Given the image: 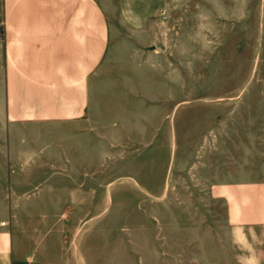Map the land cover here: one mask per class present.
Masks as SVG:
<instances>
[{"label":"rangeland","instance_id":"374dc122","mask_svg":"<svg viewBox=\"0 0 264 264\" xmlns=\"http://www.w3.org/2000/svg\"><path fill=\"white\" fill-rule=\"evenodd\" d=\"M97 1L118 31L114 45L147 33L140 48L150 52L155 30L171 42L169 61L150 66L145 81L121 84L149 93L148 109L168 117L106 149L107 182L92 183L85 202L93 214L62 217L65 256L264 264V0H175L163 15L162 0ZM153 11L161 30L152 29ZM43 247L56 254L53 235Z\"/></svg>","mask_w":264,"mask_h":264},{"label":"crops","instance_id":"0c3cea01","mask_svg":"<svg viewBox=\"0 0 264 264\" xmlns=\"http://www.w3.org/2000/svg\"><path fill=\"white\" fill-rule=\"evenodd\" d=\"M173 1H161L162 15ZM0 31V264H75L57 241L62 217L93 214L85 202L92 183L107 182L106 149L167 122L149 93L121 84L145 81L172 44L155 30L150 52L147 33L114 45L97 0H0ZM49 235L56 254L43 247Z\"/></svg>","mask_w":264,"mask_h":264},{"label":"built area","instance_id":"2783aa9c","mask_svg":"<svg viewBox=\"0 0 264 264\" xmlns=\"http://www.w3.org/2000/svg\"><path fill=\"white\" fill-rule=\"evenodd\" d=\"M2 37V31H0V38Z\"/></svg>","mask_w":264,"mask_h":264}]
</instances>
